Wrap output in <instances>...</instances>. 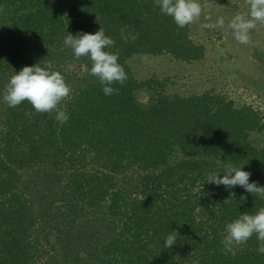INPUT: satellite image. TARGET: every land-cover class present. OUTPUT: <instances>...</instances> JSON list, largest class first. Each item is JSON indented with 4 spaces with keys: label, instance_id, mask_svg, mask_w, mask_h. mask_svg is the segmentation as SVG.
<instances>
[{
    "label": "trees",
    "instance_id": "16d2710c",
    "mask_svg": "<svg viewBox=\"0 0 264 264\" xmlns=\"http://www.w3.org/2000/svg\"><path fill=\"white\" fill-rule=\"evenodd\" d=\"M0 8V264H264L255 235L235 256L221 244L226 223L264 198L207 183L209 172L223 176L222 161L264 186V146L249 139L264 128L260 111L211 91L167 93L129 65L137 54L201 59L188 26L154 0H0ZM100 27L128 76L111 96L89 74V57L77 60L63 43ZM37 63L72 90L58 105L65 124L27 101H3L14 72ZM141 88L147 106L136 100ZM173 230L177 243L166 249Z\"/></svg>",
    "mask_w": 264,
    "mask_h": 264
},
{
    "label": "clouds",
    "instance_id": "9594fccd",
    "mask_svg": "<svg viewBox=\"0 0 264 264\" xmlns=\"http://www.w3.org/2000/svg\"><path fill=\"white\" fill-rule=\"evenodd\" d=\"M154 3L162 14L171 17L180 28L198 20L204 7L200 0H154ZM246 3L250 8L248 17L238 13L228 22L227 27L232 30L237 42L254 46L250 31L256 27V22L264 23V0H246ZM0 11L3 9L0 8ZM224 25V18L219 17L215 24L204 23L200 26L213 29ZM63 43L64 46L72 49L77 60L83 56L89 57L92 63L89 74L97 78L104 95L119 94V88L113 85L123 86L128 76L124 67L118 63V54L105 50L114 46L115 41L105 35L103 28L100 27L94 34L68 33ZM71 91L60 72L48 70L37 63L33 66H24L19 72H14L5 85L3 101L11 108L27 101L37 113L54 112L55 119L60 124H65L69 116L64 110L58 109V105L70 97ZM218 163L223 167V176L216 171L209 172L207 183L223 185L226 189L240 186L246 193L264 198V186H258L256 181L249 182L250 172L244 171L243 167L222 161ZM240 200L246 201L247 196L241 195ZM178 234L175 230L167 234L164 241L166 249H171L177 243ZM221 235L222 251L225 254L235 256L236 246L246 244L254 235L259 242L256 251L264 254V207H260L255 213L239 214L236 219L226 223Z\"/></svg>",
    "mask_w": 264,
    "mask_h": 264
},
{
    "label": "rangeland",
    "instance_id": "374dc122",
    "mask_svg": "<svg viewBox=\"0 0 264 264\" xmlns=\"http://www.w3.org/2000/svg\"><path fill=\"white\" fill-rule=\"evenodd\" d=\"M200 2L204 5L201 16L188 27L190 38L203 48V57L187 62L167 53L137 54L129 60L132 71L139 80L156 76L163 81L167 93H221L236 105L247 104L259 110L264 123V23L256 22L250 31L254 46L240 44L227 25L238 13L248 17L250 8L246 0ZM219 17L224 18V27L201 28L204 23L215 24ZM136 100L147 106L151 94L141 88ZM249 139L257 147L264 146V128L252 131Z\"/></svg>",
    "mask_w": 264,
    "mask_h": 264
}]
</instances>
